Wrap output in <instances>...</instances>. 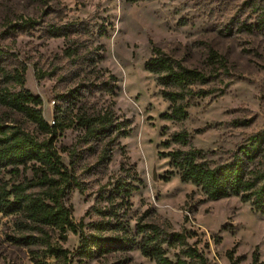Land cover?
Instances as JSON below:
<instances>
[{"label":"rangeland","instance_id":"rangeland-1","mask_svg":"<svg viewBox=\"0 0 264 264\" xmlns=\"http://www.w3.org/2000/svg\"><path fill=\"white\" fill-rule=\"evenodd\" d=\"M247 1L0 0L4 67L22 78L7 87L39 98L37 108L45 122L58 130L54 146L80 184L65 196L75 223L82 222L89 242L99 236L123 243L81 259L76 255L80 233L68 231L63 239L52 230L53 242L71 252L72 264H156L141 253L138 223L188 236L185 245L167 249L171 259L192 247L208 264H252L255 252L264 264V216L249 203L238 197L210 200L201 189L182 183L177 172L165 179L173 169L170 159L159 154L179 148L162 147L178 124L162 119L170 103L145 68L153 48H159L184 66L213 76L216 87L226 89L223 97L202 99L190 108L184 127L211 161H229L239 145L264 129V36L237 25L254 21L244 6ZM22 20L38 25L11 28ZM107 112L113 114L116 130L88 140L80 119ZM0 124L20 128L39 141L51 137L3 105ZM125 130L131 133L121 136ZM33 166L21 167L20 174L9 168L4 181L32 180ZM122 178L137 187L129 205L110 196ZM18 220L0 210V264H37L35 254L43 255L42 249L21 240L39 234ZM105 221L112 226L102 231L99 224Z\"/></svg>","mask_w":264,"mask_h":264},{"label":"trees","instance_id":"trees-1","mask_svg":"<svg viewBox=\"0 0 264 264\" xmlns=\"http://www.w3.org/2000/svg\"><path fill=\"white\" fill-rule=\"evenodd\" d=\"M251 10L254 21L238 22L241 31L258 32L264 36V0H249L244 3ZM38 25L34 20H22L14 24L12 29H29ZM58 36V34H55ZM215 56H213L214 59ZM6 52L0 46V105L9 107L24 114L32 122L45 129L50 139L39 141L20 128H9L0 124V210L9 215L19 216L18 224L37 230L38 236L30 234L22 239V243L36 244L42 254H35L37 264H50L48 258H54V264H72L73 256L58 242H53V231H58L65 239L66 233H80V247L76 255L91 258L97 253L108 252L122 242L94 236L89 242L83 231L82 222L76 224L72 210L65 203L67 191L80 186L75 175L62 162L54 144L58 130L49 127L45 122L42 110L37 107L40 100L30 92H10L7 85L11 81L20 82L21 75H13L4 67ZM145 68L155 77L161 87V96L170 103L169 112L162 119L178 124V129L162 147L170 149L172 145L179 148L168 153L160 152V157L170 159L172 171L165 179L177 174L181 182L201 189L210 200H221L238 197L243 203H249L252 211L264 216V129L251 135L235 151L227 162L215 163L208 158L209 153L196 148L189 132L184 127L189 119V109L197 107L202 99L215 100L226 94V89L216 87L213 76L197 69L184 66L166 55L161 49L153 48L152 57ZM113 114L81 118V125L86 130L88 140L108 136L113 128ZM124 122L122 125H129ZM167 127L163 128L165 133ZM131 130H125L121 136H128ZM119 137V135H118ZM34 166L32 180L24 179L19 183L4 181L3 174L12 168L11 173L20 174V168ZM39 164V166H36ZM137 187L125 178L118 180L111 192V197H121L123 203L129 205V199ZM108 214V212H101ZM110 216V215H109ZM111 221L99 224V229L107 230ZM137 234L142 235L139 244L143 256L156 264H208L206 257L198 249L189 247L181 251L176 259L167 254L168 248L185 245L187 235L182 233L168 234L154 224L138 223ZM184 255L186 259L181 258ZM233 252L228 256L233 260ZM252 264H261L257 252L253 255Z\"/></svg>","mask_w":264,"mask_h":264}]
</instances>
